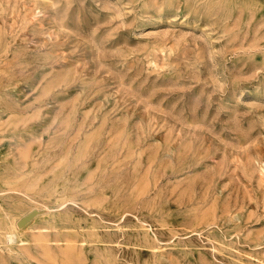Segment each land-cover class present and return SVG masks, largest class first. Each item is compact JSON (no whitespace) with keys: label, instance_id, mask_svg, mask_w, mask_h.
Masks as SVG:
<instances>
[{"label":"rangeland","instance_id":"1","mask_svg":"<svg viewBox=\"0 0 264 264\" xmlns=\"http://www.w3.org/2000/svg\"><path fill=\"white\" fill-rule=\"evenodd\" d=\"M0 264H264V0H0Z\"/></svg>","mask_w":264,"mask_h":264},{"label":"water","instance_id":"2","mask_svg":"<svg viewBox=\"0 0 264 264\" xmlns=\"http://www.w3.org/2000/svg\"><path fill=\"white\" fill-rule=\"evenodd\" d=\"M31 215H28L27 217L22 218L20 221H18L19 226H23L29 219Z\"/></svg>","mask_w":264,"mask_h":264},{"label":"clouds","instance_id":"3","mask_svg":"<svg viewBox=\"0 0 264 264\" xmlns=\"http://www.w3.org/2000/svg\"><path fill=\"white\" fill-rule=\"evenodd\" d=\"M7 240H8V243L11 245L15 242V236L10 235L7 237Z\"/></svg>","mask_w":264,"mask_h":264},{"label":"bare ground","instance_id":"4","mask_svg":"<svg viewBox=\"0 0 264 264\" xmlns=\"http://www.w3.org/2000/svg\"><path fill=\"white\" fill-rule=\"evenodd\" d=\"M29 221V220H28Z\"/></svg>","mask_w":264,"mask_h":264}]
</instances>
